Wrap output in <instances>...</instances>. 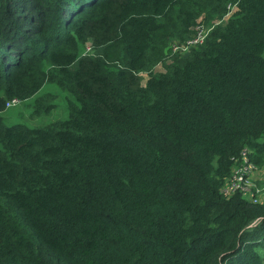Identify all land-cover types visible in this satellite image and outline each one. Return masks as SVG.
<instances>
[{
	"label": "trees",
	"instance_id": "trees-1",
	"mask_svg": "<svg viewBox=\"0 0 264 264\" xmlns=\"http://www.w3.org/2000/svg\"><path fill=\"white\" fill-rule=\"evenodd\" d=\"M263 51L264 0H0V111L68 93L0 114V264H264V203L220 191L243 148L264 164Z\"/></svg>",
	"mask_w": 264,
	"mask_h": 264
},
{
	"label": "built area",
	"instance_id": "built-area-1",
	"mask_svg": "<svg viewBox=\"0 0 264 264\" xmlns=\"http://www.w3.org/2000/svg\"><path fill=\"white\" fill-rule=\"evenodd\" d=\"M209 27L201 19H197L190 34L182 40H174L170 43V54H183L192 47L201 44L208 34ZM92 50L91 42H86L82 54ZM21 101L17 97L8 99L5 106ZM231 171L224 176L220 185V191L224 194L241 193L254 202L264 203V187L257 183L258 165L251 159L249 149L243 148L240 153L232 158Z\"/></svg>",
	"mask_w": 264,
	"mask_h": 264
},
{
	"label": "rangeland",
	"instance_id": "rangeland-1",
	"mask_svg": "<svg viewBox=\"0 0 264 264\" xmlns=\"http://www.w3.org/2000/svg\"><path fill=\"white\" fill-rule=\"evenodd\" d=\"M228 12L226 16L232 11L234 8V5L228 4ZM200 19V18H198ZM218 19L212 20L210 24H207L209 28L212 27L213 24H216L220 21H217ZM215 21V22H214ZM196 24V23H195ZM194 27V26H193ZM176 39L170 40L169 43H172ZM83 46L81 45L80 49L83 50ZM174 54H169L167 57H165L162 61L154 65L153 71H159L164 70V64L171 61V58ZM264 55V51H263ZM45 67L48 66L47 63H44ZM142 76V83L145 82L147 73L145 71L140 72ZM43 95L44 98H42L43 101H47L50 103H53V106L47 110L42 112H35L36 106L33 104L34 99L37 96ZM68 96V93L61 89L58 85L51 82H46L43 84V86L31 97H28L27 99L21 100L15 104H10L5 106V108L0 111V114H2L5 123L12 124L16 122H23L30 126H39L44 125L54 119L57 118H64L68 114L67 105H66V97ZM258 176L263 177L264 176V164L262 166H258Z\"/></svg>",
	"mask_w": 264,
	"mask_h": 264
}]
</instances>
